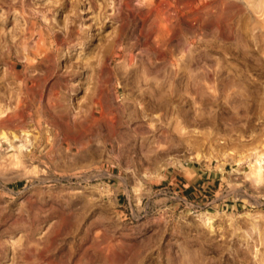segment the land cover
<instances>
[{"label": "rangeland", "instance_id": "obj_1", "mask_svg": "<svg viewBox=\"0 0 264 264\" xmlns=\"http://www.w3.org/2000/svg\"><path fill=\"white\" fill-rule=\"evenodd\" d=\"M223 1L228 36L192 20L215 21ZM39 30L50 60L35 58ZM7 41L0 264H264V0H0ZM60 116L85 143L63 139Z\"/></svg>", "mask_w": 264, "mask_h": 264}, {"label": "bare ground", "instance_id": "obj_2", "mask_svg": "<svg viewBox=\"0 0 264 264\" xmlns=\"http://www.w3.org/2000/svg\"><path fill=\"white\" fill-rule=\"evenodd\" d=\"M221 2H222V0H221ZM203 5L202 6H204V4L205 3H202ZM216 4V3H215ZM211 5V4H210ZM217 5V4H216ZM212 6V5H211ZM219 6V5H218ZM198 7V6H197ZM207 7V6H206ZM227 7H229L228 5H226V4H224V1H223V3H222V5H221V7H220V9H219V12H218V14H217V17L215 18V21H213V20H210V21H207V20H205V18L203 17H201V16H199L198 14H196V16H194L193 17V19L192 20H194V21H196V24L198 25V27L199 28H201V29H203V28H206V26H208V25H211V27H212V25H214L215 27H216V30H218V32H219V34H221V35H223V37L224 36H228V34H230L229 32H230V30L231 29H229L230 28V24L228 25V23L229 22H227V20L228 21H230L229 19H228V13L226 12V10H225V8L227 9ZM232 7V6H231ZM203 8V7H202ZM204 9H207V8H204ZM199 11L201 10V8L200 9H198ZM198 10L196 9V11L198 12ZM157 12V13H156ZM155 12V16H152L153 18L151 19V21H150V25L152 26V27H158V26H161V27H165L166 26V21H167V18L165 17V16H162V15H164L162 12H161V14L159 13L160 11H156ZM227 14H226V13ZM149 14V15H148ZM147 15H145L144 17H142V23L144 24L146 21H147V18H149L150 17V14H151V12H149ZM169 20V19H168ZM170 21V20H169ZM169 21H167V22H169ZM191 22V21H190ZM189 21L186 23V25H185V27H186V29H189V27H187V25H189V24H191ZM182 25V24H181ZM190 26V25H189ZM193 26V25H192ZM161 27H160V29H161ZM154 29V28H153ZM213 29H215V28H213ZM234 29V28H233ZM200 30V29H199ZM155 31V30H154ZM233 31V30H232ZM231 31V32H232ZM165 32V31H164ZM169 32V31H168ZM168 32H166V33H159V34H155V36H153L154 37V39L155 38H157V39H159V40H162V41H167L169 38H171V34L170 33H168ZM190 32V31H189ZM235 32V31H234ZM233 32V33H234ZM217 33V32H216ZM153 34V33H152ZM144 36V38H148V37H151L150 36V33L149 34H147L146 36H145V34H143ZM184 35V37L186 38L185 40H189L190 41V39H191V41L190 42H192L196 37H198V35H194V34H192V32H190V34H188V32H186L185 34H183ZM37 37L35 38H33V43L35 44V46L37 47L36 49H37V51H36V53H35V58L37 59V58H39V56H43V58H45V59H48V60H50L51 58V54H52V52L54 51V50H48V48H43L38 42L40 41V40H42V41H40V42H43V39L45 38L44 37V33H42L40 30H39V32H37V35H36ZM174 36V35H173ZM230 36H232V35H230ZM223 37H219V39H223ZM226 38V37H225ZM198 39H200V38H198ZM202 39V38H201ZM158 40V41H159ZM172 40V39H171ZM154 41H156V39L154 40ZM57 42V41H56ZM157 42V41H156ZM13 44H15V43H13ZM43 44V46H46V44L45 43H42ZM5 46V45H4ZM12 42H10V41H7L6 42V51H0V58L2 57V56H5V54L7 53V52H9L10 50H11V48H12ZM47 47V46H46ZM51 47V46H50ZM51 49V48H50ZM3 50V49H2ZM48 50V51H47ZM54 53V52H53ZM63 56V54H62V50H60V54H59V59L61 58ZM50 58V59H49ZM1 60V59H0ZM37 65L36 64H33L32 65V67L33 68H35ZM188 66H189V68L191 67V64L190 63H188ZM49 67V66H48ZM47 67V68H48ZM65 67V69L62 71H60V73L56 76V80H55V82L57 83V82H60V80H66L67 78H68V76H72V74H73V72L71 71V70H68V68H67V66H64ZM196 67V66H195ZM50 68V67H49ZM188 68V69H189ZM192 69V68H191ZM196 69V68H195ZM11 70V69H10ZM191 71V70H190ZM190 71H188L187 72V74H186V76H185V85H186V88H187V92H188V90L189 91H192V92H197V91H199L200 92V94H201V92H202V88H201V86L202 85H200L201 84V82H199L198 80H196V76H193V74L192 73H190ZM193 71V70H192ZM12 73V72H11ZM11 76V75H10ZM9 77V76H8ZM194 77H196V78H194ZM33 78V77H32ZM69 80V79H68ZM67 80V81H68ZM201 80V79H200ZM54 82V83H55ZM69 84H70V87H69V89H71V90H73V87H71L72 86V81L71 80H69V82H68ZM57 86V85H56ZM25 87V86H24ZM29 88H27L28 89V91L27 92H29V94H30V92H31V94H33V92L31 91V90H33L34 88L33 87H31V86H28ZM32 88V89H31ZM55 90V89H54ZM199 95V94H198ZM202 95V94H201ZM200 96V95H199ZM193 97H195V96H193ZM193 99V98H192ZM195 99V98H194ZM2 99H0V126H2V127H12V126H17V123L15 122V120L12 118V116H10L9 114H8V112H7V110L9 109V105L6 103V102H4V101H1ZM4 100V99H3ZM169 100V99H168ZM154 101V108H155V110H156V108L157 109H159L158 107H160V105L158 104V103H155L156 101L155 100H153ZM166 102V100H163V102ZM159 102V101H158ZM161 102V101H160ZM163 102H162V104H163ZM165 102H164V104H165ZM190 102H191V100H190ZM168 103V104H167ZM152 105H153V103H152ZM165 105H169V102H166V104ZM165 107V106H164ZM154 108H153V110H154ZM151 110H152V108H151ZM73 113V112H72ZM199 113V112H198ZM194 117L196 116L195 114L193 115ZM198 116H200V114L198 115ZM198 116L196 117L197 119H198ZM202 116V115H201ZM95 119H97L96 117H94V115L93 114H91V116H90V120H95ZM191 119V118H190ZM196 119V120H197ZM201 120H200V122H202L203 120H202V118H200ZM204 119V118H203ZM81 120V119H80ZM194 120V119H193ZM60 121H61V132H62V137H63V139L64 140H67V139H69V138H71L72 140H74V142H80V144L82 143H85L84 142V140H83V137H86V135L85 134H83V130H84V128H80V127H82L81 125H80V123H79V128H77L76 130H74V133H73V129L71 128V125H70V123H69V120L67 119V118H65V117H61L60 116ZM83 121V120H82ZM96 121V120H95ZM143 114L142 113H138L137 114V119H136V121L133 123V126L131 127V130H132V132L134 133V135H135V137H137V136H140V135H142L144 132H145V127L142 125L143 123ZM205 122V121H204ZM105 123H106V121H105ZM125 123V126L127 127V128H130V123H129V121L127 120V121H125L124 122ZM104 124V123H103ZM147 124V123H146ZM105 125V124H104ZM149 126V127H148ZM147 127L151 130V132H152V130L154 129V126L152 125V124H150L149 123V125H148ZM156 126V125H155ZM104 127H106V126H104ZM108 128V127H107ZM86 131V130H85ZM108 131H109V133L112 135V134H116V129H115V127L114 126H111L109 129H108ZM154 131V130H153ZM157 131V130H156ZM161 132V131H160ZM161 134V133H160ZM85 135V136H84ZM134 135H133V137H134ZM153 135V134H152ZM155 135V134H154ZM161 135H163V133L161 134ZM3 136V135H2ZM134 137V138H135ZM147 137V136H146ZM151 137V136H150ZM149 137V138H150ZM161 137V136H160ZM169 137V136H168ZM3 138V141H7L6 143H8L9 144V146L10 147H12L14 150H15V159H16V163L17 162H19L20 163V161L19 160H21V158H20V156H19V152H21L22 153V150L24 149L22 146H23V144L22 143H20V142H18V143H16V142H14V141H19V135H16V134H11V137L10 138H8V137H2ZM133 138V139H134ZM156 138V137H155ZM154 138V139H155ZM144 139V138H143ZM152 139H153V137H152ZM2 140V139H1ZM63 140V141H64ZM70 140V139H69ZM145 140V139H144ZM21 141V140H20ZM3 145V144H2ZM0 147H1V141H0ZM8 147V146H7ZM2 149V148H1ZM12 149V150H13ZM23 154V153H22ZM25 156V155H24ZM20 158V159H19ZM17 159H19L18 161H17ZM14 160V159H13ZM12 160V161H13ZM22 160H24L23 159V157H22ZM22 160H21V162H22ZM11 161V160H10ZM258 170H260V165H259V163H258ZM42 253V252H41ZM40 253V254H41ZM39 254V255H40ZM26 255V254H25ZM38 255V256H39ZM29 257V256H28ZM40 257V256H39ZM39 257L37 258V259H39ZM41 258V257H40Z\"/></svg>", "mask_w": 264, "mask_h": 264}, {"label": "crops", "instance_id": "obj_3", "mask_svg": "<svg viewBox=\"0 0 264 264\" xmlns=\"http://www.w3.org/2000/svg\"><path fill=\"white\" fill-rule=\"evenodd\" d=\"M176 174L177 173H175V174H173L172 176H170V179H169V182L168 183H175L176 182ZM205 178H208V175H206L205 177H204V179ZM204 183H211V181H208V180H203V182H202V184L201 185H204ZM189 185H193V181H191V182H189ZM198 185H200V184H198ZM220 203H221V205L222 206H231V207H233V204H227V203H224V202H221L220 201ZM236 204H234V206H235Z\"/></svg>", "mask_w": 264, "mask_h": 264}]
</instances>
